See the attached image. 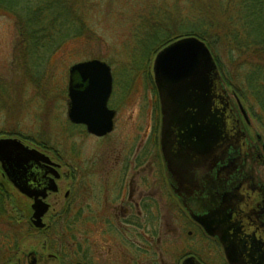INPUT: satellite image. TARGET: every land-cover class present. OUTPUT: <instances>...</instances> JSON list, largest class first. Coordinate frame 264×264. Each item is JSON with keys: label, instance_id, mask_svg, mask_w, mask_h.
Here are the masks:
<instances>
[{"label": "flooded vegetation", "instance_id": "af4514ba", "mask_svg": "<svg viewBox=\"0 0 264 264\" xmlns=\"http://www.w3.org/2000/svg\"><path fill=\"white\" fill-rule=\"evenodd\" d=\"M113 89L112 81L107 101L108 109L113 111L109 132L96 135L84 124L71 122L90 141H97L99 149L84 167L86 176L76 160L71 162L66 172L69 186L63 200L56 199L59 182L64 177L63 164L35 148L56 164L53 168L59 176L54 177L51 166L40 162L38 168H31L28 180L34 187L48 184L54 178L57 189H46V195L39 197L48 206L41 215L42 226L32 222L34 198L19 193L28 213L26 230L23 242L17 240L9 245L7 264H183L187 258L198 264H230L219 238L209 234L195 217L216 210L224 194L243 179L256 186L264 185L261 163L264 154L259 135L255 133L252 139L237 114L248 143L242 166L233 172L225 170L230 159L239 155L230 149L227 159L210 167L192 166V176L177 179L168 171L162 156L157 94L146 139L138 143L134 153L128 154L129 160L123 163V119L120 103H112ZM245 123L250 126V120ZM77 155L78 150L73 152V157ZM98 167L102 176H96ZM261 220L264 222V214ZM166 252L172 258L165 260ZM249 259L239 260L252 264ZM253 264H259V260Z\"/></svg>", "mask_w": 264, "mask_h": 264}, {"label": "rangeland", "instance_id": "374dc122", "mask_svg": "<svg viewBox=\"0 0 264 264\" xmlns=\"http://www.w3.org/2000/svg\"><path fill=\"white\" fill-rule=\"evenodd\" d=\"M69 1L66 7L69 13H65L64 19L67 39L61 36L58 43L50 41L33 56H29L21 44L22 32L15 13L0 8V138H18L63 164L65 178L59 182L60 193L56 195L59 200H63L69 186L66 172L71 162L76 160L86 176L84 167L99 149L97 141H90L81 128L72 126L67 118L69 67L93 58L109 65L114 88L112 103H120L119 113L123 119L124 163L138 143L146 139L150 115L157 106L152 74L156 52L163 41L183 35L198 25L197 0ZM76 30L80 31V36L72 35ZM228 92L232 96L230 89ZM232 99L237 108L233 96ZM241 103L250 120V126L246 125L239 113L246 132L252 139L256 133L264 143L261 125L248 106ZM77 150L75 158L73 152ZM97 170L96 176H102V169ZM0 183L3 185L0 186L3 200L0 203V264H7L9 245L17 239L23 242L28 213L24 199L7 185L1 168ZM170 258L172 255L166 252L165 260Z\"/></svg>", "mask_w": 264, "mask_h": 264}, {"label": "water", "instance_id": "95a60500", "mask_svg": "<svg viewBox=\"0 0 264 264\" xmlns=\"http://www.w3.org/2000/svg\"><path fill=\"white\" fill-rule=\"evenodd\" d=\"M68 72V119L84 124L96 135L109 132L113 117L107 107L112 89L110 67L94 58L74 63ZM152 73L160 103V146L168 171L177 179L192 176V166L210 167L227 159L230 149L239 155L230 159L225 170H238L248 147L246 132L205 42L196 36L171 41L155 54ZM236 101L248 122L247 111ZM261 161L264 165V155ZM40 162L51 166L54 177L59 176L53 168L56 164L44 153L29 148L18 138H0V166L19 192L34 198L35 226L43 225L41 215L48 208L42 201L46 189H57L54 178L34 187L28 180L32 173L29 171ZM263 214L264 185L256 186L243 179L224 194L216 210L194 217L209 234L219 238L230 264H247L239 260L241 257L250 258L252 264L255 260L263 264ZM183 264L198 263L187 258Z\"/></svg>", "mask_w": 264, "mask_h": 264}, {"label": "trees", "instance_id": "16d2710c", "mask_svg": "<svg viewBox=\"0 0 264 264\" xmlns=\"http://www.w3.org/2000/svg\"><path fill=\"white\" fill-rule=\"evenodd\" d=\"M69 2L12 0L9 3V0H0V8L15 13L22 32L21 44L27 54L33 56L39 48L45 49L46 43H58L61 36L67 39L64 19L65 13H69L66 8ZM197 3L198 25L183 35L163 41L160 48L183 36L203 40L214 57L225 87L248 106L264 131V0H197ZM79 34L77 30L72 33L75 37ZM7 185L19 194L9 182ZM0 186L3 185L0 183Z\"/></svg>", "mask_w": 264, "mask_h": 264}]
</instances>
